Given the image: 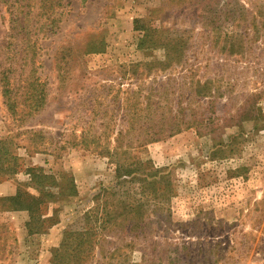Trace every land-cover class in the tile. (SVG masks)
Here are the masks:
<instances>
[{"label":"rangeland","instance_id":"1","mask_svg":"<svg viewBox=\"0 0 264 264\" xmlns=\"http://www.w3.org/2000/svg\"><path fill=\"white\" fill-rule=\"evenodd\" d=\"M196 1L64 0L54 16H24L0 0V183L13 195L34 167L52 194L28 188L40 200L30 234L27 210L0 201V264H58L63 231L83 225L95 226L93 249L78 264H264V0ZM147 29L180 54L166 69L163 47L141 41ZM146 129L163 134L136 146ZM119 146L132 147L120 160L162 168L167 182L125 183L119 198L138 211L106 223L100 204L96 221V197L116 183L104 152Z\"/></svg>","mask_w":264,"mask_h":264},{"label":"trees","instance_id":"2","mask_svg":"<svg viewBox=\"0 0 264 264\" xmlns=\"http://www.w3.org/2000/svg\"><path fill=\"white\" fill-rule=\"evenodd\" d=\"M64 0H4L5 4H8L9 7L14 8L15 12L17 14H21L24 16L33 15L35 16H54L55 15V9L59 6L63 5ZM191 2H194L196 4V0H189ZM13 9V11H14ZM229 16V12H228ZM54 18L44 19L42 21V25L48 24L50 27H53V24L55 23ZM24 22V21H22ZM25 23V22H24ZM145 34H143L142 43L144 40L147 41L148 45L147 48H155V47H163L165 50V56L163 60H157L155 61V64L161 67V69H166L171 65L175 58L180 57V54L177 49H175V44L172 43V41L168 38L162 37V35H158V33H152L153 31H157L155 29L152 30H144ZM162 37V40L160 38ZM39 87V86H38ZM196 94L197 95H205L201 90H198L196 87ZM42 93V91H39ZM11 90L7 88V84L3 85L2 94L5 98V103L7 105V108L12 112L14 109L15 102L11 100ZM30 96L26 98L28 100ZM149 99V98H148ZM43 98H37L35 100H29L27 102V107H29V111L34 112L37 111L40 106L43 105ZM148 102V100L146 101ZM148 106V104H147ZM170 116V115H169ZM178 115L175 113H172L169 124L171 125H178L180 121L177 119ZM160 130V129H159ZM144 130V131H138V136L135 139L136 146L143 147L147 142H153L159 139L161 135L163 134L162 130ZM170 132L169 135H172L173 133H177L180 131L179 126L175 127L174 130L172 128L168 129ZM129 131H120L117 133V136L125 137ZM136 130L133 132L135 134ZM130 133V132H129ZM132 134V135H134ZM117 139V137L115 138ZM115 148V150H112V152L108 149H106V152L104 154L108 155L111 159V162L114 164V172L116 177V183L108 188H105L103 192L96 197L99 201L97 205L96 213H95V220L98 221L99 217H97V214L100 212V204L101 205V217L103 220L108 223L110 220V217L113 216L115 210H119L121 214L127 215L130 212L138 211V207L133 208L130 205H127L125 200H122L119 198V194L121 193L120 188L122 189L123 185L125 183H144L143 188H150L151 191L156 190L158 188V184L160 183H166L167 182V173L162 168H154L151 167V170L148 166L143 167L147 169V172L141 168L138 162H132L125 160H120L119 155H127L128 151L127 149H131L132 147L127 148L124 146L122 148L119 146V150ZM117 149V150H116ZM9 158L12 160H16V156L12 155L11 153H8ZM127 158V157H125ZM19 166V165H18ZM17 165L13 163L11 165H7L4 167L5 172L7 174H11L12 172L15 174L17 169ZM14 168V170H13ZM27 173L29 174V180L28 182L23 183V188L16 191L13 195H7L2 196L0 198V201H6L9 203H20L19 208L12 207V209H6V210H27L29 213V220L26 223V228L28 234L32 232L31 228L33 220L35 218L34 216V207L36 206L39 200V196H34L30 193L28 188L35 189L39 194H41V198L47 197L52 195L48 190L44 188L46 184L49 183V176L42 172L41 169H37L34 167L27 168ZM163 191L166 190L167 193L171 192V188H169V184L166 185V187H162ZM154 195V192L152 193ZM95 198V199H96ZM156 198V199H155ZM155 200H157V203L159 205L163 204V200L159 198L158 194L154 195ZM143 205H150L148 200H143L141 202ZM149 207V206H148ZM91 210L89 211V207H87L82 212V220L85 222L89 216H90ZM138 218L141 217V214L136 215ZM127 219V226L128 231L132 230L135 226V223L130 221L132 220L130 217H126ZM93 229L92 227H86L85 225L81 226L80 228L71 229L67 228L63 231V235L61 238V241L57 247L54 248L53 251V258L57 260L58 264H69L68 260H73L74 264H78L77 262L81 261L88 255V251H91L93 249Z\"/></svg>","mask_w":264,"mask_h":264},{"label":"crops","instance_id":"3","mask_svg":"<svg viewBox=\"0 0 264 264\" xmlns=\"http://www.w3.org/2000/svg\"><path fill=\"white\" fill-rule=\"evenodd\" d=\"M30 159L33 160V161L35 160L34 157H29V158H27V161H26L27 164L29 163ZM35 165H41V164H40V162H37ZM6 187H8V185L6 186L5 184H3V183L1 184L0 183V196H6L7 195V193H8L7 189L8 188H6Z\"/></svg>","mask_w":264,"mask_h":264}]
</instances>
